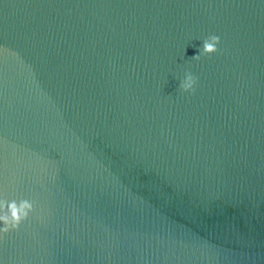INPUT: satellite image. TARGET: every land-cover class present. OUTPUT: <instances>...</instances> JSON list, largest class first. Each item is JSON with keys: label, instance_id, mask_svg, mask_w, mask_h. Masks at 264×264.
Returning <instances> with one entry per match:
<instances>
[{"label": "water", "instance_id": "1", "mask_svg": "<svg viewBox=\"0 0 264 264\" xmlns=\"http://www.w3.org/2000/svg\"><path fill=\"white\" fill-rule=\"evenodd\" d=\"M12 200L0 264H264V0H0Z\"/></svg>", "mask_w": 264, "mask_h": 264}, {"label": "clouds", "instance_id": "2", "mask_svg": "<svg viewBox=\"0 0 264 264\" xmlns=\"http://www.w3.org/2000/svg\"><path fill=\"white\" fill-rule=\"evenodd\" d=\"M220 43V37L217 35L209 36L203 41V47L199 50V54L193 59L199 60L202 56H210L218 51L217 45ZM197 78L191 72H186L184 79L180 82L179 88L183 92H195ZM34 211V205L29 200L0 201V233L7 234L10 231L18 230L20 224L27 220L29 214Z\"/></svg>", "mask_w": 264, "mask_h": 264}]
</instances>
